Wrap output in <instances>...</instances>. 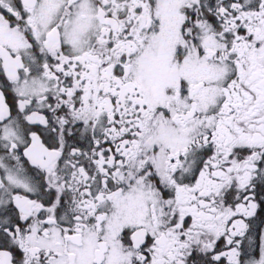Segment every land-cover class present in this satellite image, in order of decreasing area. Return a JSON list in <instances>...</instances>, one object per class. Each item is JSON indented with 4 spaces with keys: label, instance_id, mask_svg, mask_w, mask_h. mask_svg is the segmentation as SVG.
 I'll use <instances>...</instances> for the list:
<instances>
[{
    "label": "snow or ice",
    "instance_id": "snow-or-ice-1",
    "mask_svg": "<svg viewBox=\"0 0 264 264\" xmlns=\"http://www.w3.org/2000/svg\"><path fill=\"white\" fill-rule=\"evenodd\" d=\"M0 264H264V0H0Z\"/></svg>",
    "mask_w": 264,
    "mask_h": 264
}]
</instances>
